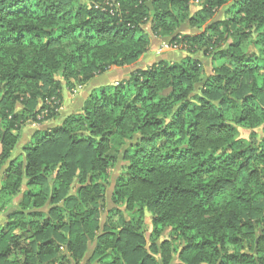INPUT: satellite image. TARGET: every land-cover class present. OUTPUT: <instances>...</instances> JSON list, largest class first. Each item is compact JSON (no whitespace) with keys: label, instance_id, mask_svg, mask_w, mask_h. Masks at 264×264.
Returning a JSON list of instances; mask_svg holds the SVG:
<instances>
[{"label":"trees","instance_id":"1","mask_svg":"<svg viewBox=\"0 0 264 264\" xmlns=\"http://www.w3.org/2000/svg\"><path fill=\"white\" fill-rule=\"evenodd\" d=\"M151 38L187 56L101 88L11 159L63 86L136 66ZM0 174V264H80L92 245L88 264H264V0H0Z\"/></svg>","mask_w":264,"mask_h":264},{"label":"rangeland","instance_id":"2","mask_svg":"<svg viewBox=\"0 0 264 264\" xmlns=\"http://www.w3.org/2000/svg\"><path fill=\"white\" fill-rule=\"evenodd\" d=\"M226 8L219 10L216 13L215 17L213 18V21L222 20L224 18V13H225ZM197 10H198V8L195 5H193L190 8V13L192 15H194ZM221 17H223V18H221ZM143 29L147 34H149V26L148 25L144 26ZM194 32H196V31H194V30H192L186 26L183 27V29L181 30V33L191 34ZM186 56L187 55L180 48L168 47V38H151V44H150V48H149L148 52L136 64V66L129 68V69H132V71L124 69L120 73H118L117 71H119V70H113V72L110 71L109 73H106V74L104 73L105 75L102 74L103 76L100 79H98L99 80L98 82H105L106 81L105 83H103L104 85H102L103 87H101V88L115 87V86H118L119 83L126 81L128 79V76L130 75V73L133 72L134 70L147 69V68L151 67L153 64L158 63L160 61H165V62H168L171 64H177V63H180L182 60H184V58ZM191 58L193 60H199L204 67V75L202 77V82L199 84V87H200V86H202L204 81L208 78V75L210 73V68H211L210 58H203L199 54L194 55ZM126 71H128V72H126ZM106 75H108V76H106ZM105 77H109L112 82L109 83L107 80H105ZM95 85H96V83L94 82L92 85H90L91 86L90 88L87 87V86H89V84H87L85 87L81 88L80 86H78V87L72 89L71 91L66 90V88H64V86H63L62 100L60 103V109L58 111L59 115H58L56 120H58L61 115H64L65 119H66L67 117L74 115L75 113H78L81 110L86 99L90 95H95L101 89V88H99L98 90H96L94 92L90 91L91 88H93V86H95ZM52 122L53 121L50 122V125H47V124L43 125V127H41L40 125H34V127H35V129L45 130L48 127L51 128V127H55L58 125V124H53ZM32 127L33 126H31L30 128L32 129ZM25 129L22 130L23 133L25 131L24 136H23L22 132L20 134V144L18 142V144H19L18 151L22 150V148L25 145V141L27 140L26 137L29 136L28 135L29 130H25ZM238 131H239V137L240 138H247L248 137V133H249L248 131L243 130V129H239ZM26 133H27V135H26ZM16 149H17V147H16ZM11 159H13L12 156H11ZM119 166H120V164H119ZM118 170L119 169L116 168L115 170L112 171V173L110 175V180H109L110 184L106 190V199H105L106 205H108V207L111 206V203H110L111 197L110 196L112 193V186L114 184V181L116 180V178L119 175ZM145 215H146L145 219H144L145 231H146V234H148V232H150V229H151V227H150L151 216L147 213ZM104 220H105V213H103L101 216V222L103 223ZM167 235H168V231L165 232L164 236L167 237Z\"/></svg>","mask_w":264,"mask_h":264},{"label":"crops","instance_id":"3","mask_svg":"<svg viewBox=\"0 0 264 264\" xmlns=\"http://www.w3.org/2000/svg\"><path fill=\"white\" fill-rule=\"evenodd\" d=\"M113 70H119V71H117L118 73H120L122 70H124V69H111V70H109V71H107L106 73H109L110 71L111 72H113ZM127 70H131L132 71V69H127ZM126 72H128V71H126ZM105 73V74H106ZM105 74H103V75H105ZM103 75H101V76H97V77H95L93 80H91V82L89 83V86H87V87H91L90 85H92L94 82L96 83V85L95 86H93V88H91V90L90 91H96V90H98L99 88H101V87H103L102 85H104L103 83H105V82H98L99 80L98 79H100ZM106 76H108V75H106ZM105 80H107L109 83H111L112 81H111V79L109 78V77H105ZM47 125H50V123H48ZM31 126H33L32 127V129L30 128ZM41 128V127H40ZM49 128V127H48ZM48 128H46V129H48ZM25 129V128H24ZM25 130H29V136H27L26 137V141H25V144H27L29 141H30V139L32 138V136L34 135V133L38 130V129H35V127H34V124H29L27 127H26V129ZM23 133V132H22ZM24 134H25V131H24V133H23V136H24ZM26 135H27V133H26ZM19 144H20V141H19ZM19 144H17V149L15 148V150L13 151V153H12V158L14 159V158H17V157H19V156H21V157H23V153H22V150H20V151H18V146H19ZM0 188H1V174H0ZM18 200H19V198H16L15 200H14V204L15 203H17L18 202ZM5 215V213H0V229H2L4 226H5V224H6V217L4 216ZM92 249H93V245L92 246H90L89 247V249H88V252H87V255H86V257H85V259L80 263V264H88L87 262H88V259H89V257H90V255H91V252H92ZM176 264L177 263V258L175 257V259L173 260V264ZM95 264V263H94Z\"/></svg>","mask_w":264,"mask_h":264},{"label":"clouds","instance_id":"4","mask_svg":"<svg viewBox=\"0 0 264 264\" xmlns=\"http://www.w3.org/2000/svg\"><path fill=\"white\" fill-rule=\"evenodd\" d=\"M92 5L91 4H89V7H91ZM96 7H100V5L99 4H96L95 5ZM225 7H227V5H225ZM221 18H223V17H221ZM33 37H32V34L31 33H27L26 34V39H32ZM43 39H47V36H44L43 37ZM225 47H226V45H225ZM75 114H77V115H79V116H81V117H87V113L86 112H84L83 110H81V111H79L78 113H75ZM65 119V116L64 115H61L60 117H59V119L58 120H55V121H53L52 123L53 124H61L62 123V121ZM91 122V118H88V119H85V120H83V127H81V128H78V129H75L76 131H78V132H82L84 135H92V132H91V130H89L88 129V124ZM41 127H43V125H41ZM64 127H67V125H65ZM49 130H51V129H49ZM72 131H73V129H69L66 133H61L60 135H62L63 136V138H64V140L65 141H67L69 144H70V141L68 140V137L69 136H71L72 135ZM103 133H102V131H100L99 129L97 130V135L99 136V135H102ZM130 162V161H129Z\"/></svg>","mask_w":264,"mask_h":264},{"label":"water","instance_id":"5","mask_svg":"<svg viewBox=\"0 0 264 264\" xmlns=\"http://www.w3.org/2000/svg\"><path fill=\"white\" fill-rule=\"evenodd\" d=\"M148 7H150V6L148 5ZM23 183H25V181ZM10 212L11 211H7L6 214H5V217H7Z\"/></svg>","mask_w":264,"mask_h":264}]
</instances>
